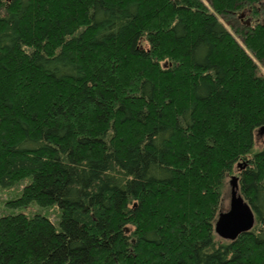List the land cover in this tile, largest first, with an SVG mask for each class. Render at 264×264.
Segmentation results:
<instances>
[{
    "label": "trees",
    "instance_id": "1",
    "mask_svg": "<svg viewBox=\"0 0 264 264\" xmlns=\"http://www.w3.org/2000/svg\"><path fill=\"white\" fill-rule=\"evenodd\" d=\"M206 1L0 0V187L60 211L1 216L0 264H264V0Z\"/></svg>",
    "mask_w": 264,
    "mask_h": 264
},
{
    "label": "rangeland",
    "instance_id": "2",
    "mask_svg": "<svg viewBox=\"0 0 264 264\" xmlns=\"http://www.w3.org/2000/svg\"><path fill=\"white\" fill-rule=\"evenodd\" d=\"M204 1L206 2V4H208L206 0ZM259 6H262V5L260 4ZM236 17L239 18L241 24H243L244 26L254 27L256 24L255 20L249 17V15L246 14V12H243V13L240 12ZM228 28L230 29L231 32L234 33V30L232 28H230L229 26ZM262 74H264L263 67H262ZM255 149L257 151L264 150V133L260 134L259 130L257 131L256 137H255ZM237 173H238L237 169H235L234 173L228 176V178L226 179L224 183L223 190H222L220 213L226 212L230 208V184L229 183H230L231 177L233 175L237 176ZM28 183H29V179L21 181L12 187H7V188L0 187V217L4 215H16L20 213H23L27 216H33L35 214H39V215L50 218L55 223V225L59 226L58 224L60 221V215H59L60 211L56 207H41V206H38L37 204H32L26 207L18 206V205L15 206L17 199L21 196L23 188Z\"/></svg>",
    "mask_w": 264,
    "mask_h": 264
},
{
    "label": "water",
    "instance_id": "3",
    "mask_svg": "<svg viewBox=\"0 0 264 264\" xmlns=\"http://www.w3.org/2000/svg\"><path fill=\"white\" fill-rule=\"evenodd\" d=\"M259 133H264V126L260 128ZM229 184L230 208L219 214L215 223V233L223 240L235 241L241 234L253 229L256 216L249 203L240 194L239 177L233 175Z\"/></svg>",
    "mask_w": 264,
    "mask_h": 264
}]
</instances>
